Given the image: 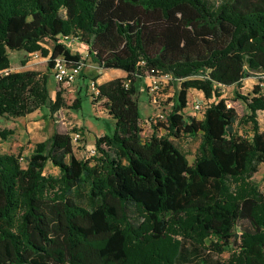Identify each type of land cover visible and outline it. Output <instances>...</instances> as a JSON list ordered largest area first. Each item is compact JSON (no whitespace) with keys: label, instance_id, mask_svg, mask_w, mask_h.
I'll return each mask as SVG.
<instances>
[{"label":"trees","instance_id":"16d2710c","mask_svg":"<svg viewBox=\"0 0 264 264\" xmlns=\"http://www.w3.org/2000/svg\"><path fill=\"white\" fill-rule=\"evenodd\" d=\"M64 38L101 70L126 74L95 86L115 128L86 160L58 132L24 167L0 151V264H210L186 243L231 248L215 264H264V195L252 181L264 164V95L260 85L236 94L247 110L239 117L218 91L264 73V0H0L1 120L64 107L61 90L48 94L54 60L82 62ZM9 51L49 57L46 73L10 72ZM167 74L180 83L176 103L142 139L136 84ZM190 90L212 100L200 120L183 116ZM182 137L200 140L192 164L175 143Z\"/></svg>","mask_w":264,"mask_h":264},{"label":"rangeland","instance_id":"374dc122","mask_svg":"<svg viewBox=\"0 0 264 264\" xmlns=\"http://www.w3.org/2000/svg\"><path fill=\"white\" fill-rule=\"evenodd\" d=\"M219 1V0H213ZM42 47L51 52L53 42L45 40L41 43ZM66 47L73 53L78 52L82 56L83 69L82 73L78 78L68 84L60 85L53 79L52 72L49 73L48 77V94L51 99L54 98L57 90L62 91V97L64 100V107L57 113L51 115L46 108L37 110L25 118L12 119L5 121L0 119V131L8 130L5 126L12 123L14 130L22 131L23 123L32 121L46 124L48 132L41 137H38L36 141L31 145L30 143L23 144L22 147L14 149L11 152L9 149L3 150L0 146V151L4 154L10 153L18 156L20 159L21 166H25V160L28 158L37 143L44 142L53 134L58 132L60 134H68L69 136L73 133H81L82 138L73 144V153L77 159L86 160L92 156L91 151L94 149V144L97 138L101 136H110L114 131V121L111 119L105 109H103L102 102H94V89L91 85L92 82L97 85L94 79L97 73L92 69H98V65L94 63L87 53L81 50L76 44L69 42L65 43ZM8 58L10 63V72H24V71H36L40 73H46L47 60L49 57L43 58L40 54L35 53L27 55L22 51H9ZM151 83V79L146 77L140 82H137V103L140 114V128L141 138L146 139L152 135L155 131V126H158L156 121V115L162 113L166 116L172 111L173 106L176 103V96L179 90V82L168 80L159 85L156 92L150 94L148 86ZM261 87V93L264 95V73H254L251 77L243 80L240 85L231 87H220L219 93L220 98L225 100L227 107L233 108L239 117L247 114L246 106L240 99L237 98L236 94L241 96H252V91L255 86ZM79 98L80 106L75 108V100ZM212 100L204 98L203 94L196 90H190L187 94V108L183 112V116H192L197 120H200L203 116L205 108L209 105ZM199 104L200 110L193 114L192 105ZM258 125L261 132H264V112H258L257 115ZM237 130L240 134H246L249 131L248 127L238 126ZM164 133L162 128L159 129L158 134ZM16 140V139H15ZM199 138L182 137L175 143L177 147L186 155L189 164H192L197 148L199 145ZM13 145V144H12ZM45 174L58 176L59 171L54 168L50 163H47L44 168ZM252 181L258 186L259 191L264 195V164H260L257 168V172L253 175ZM86 192L83 191L77 196L76 200L80 205L86 206L85 201ZM240 224V227H243ZM185 246L190 250H197V254L193 256L196 260L205 258L210 264L225 263L228 260L231 248H229L222 255H216L213 253L205 252L200 248H194L190 244L186 243Z\"/></svg>","mask_w":264,"mask_h":264},{"label":"built area","instance_id":"2783aa9c","mask_svg":"<svg viewBox=\"0 0 264 264\" xmlns=\"http://www.w3.org/2000/svg\"><path fill=\"white\" fill-rule=\"evenodd\" d=\"M61 42H63L64 44L66 42L71 43L69 40H67V38H64L61 40ZM73 44V43H71ZM82 69H83V63H77L74 65H67L65 63V61L62 58H56L54 60V66L51 70L52 75H53V79L56 83L60 84V85H68L72 82H74L78 76L81 75L82 73ZM151 79V83L148 86V91L150 92V94L156 92L159 88V85L163 82H168V80L172 81V78L170 75H162L160 77H148ZM93 89H94V96H97L98 92L96 91V84H94V82L91 83ZM192 109H193V114L195 115L196 111L200 110V105L199 104H193L192 105ZM156 121L157 123L155 124H166L167 123V117L163 116V114L160 112L156 115ZM82 138L81 133L76 132L73 133V135L70 136L71 142L72 144H77V142ZM92 155H94L95 151L94 149L91 151ZM22 160V159H20Z\"/></svg>","mask_w":264,"mask_h":264},{"label":"crops","instance_id":"0c3cea01","mask_svg":"<svg viewBox=\"0 0 264 264\" xmlns=\"http://www.w3.org/2000/svg\"><path fill=\"white\" fill-rule=\"evenodd\" d=\"M92 71L97 73L98 78L95 81L97 85H101L116 78H124L126 76V74L120 70L105 71V70H101L100 68L98 69L93 68ZM5 127L8 130L12 131V135L8 136L5 140H0V146L2 147L3 150L7 151V149H9L11 152L14 151L15 147L16 148L22 147L23 144L30 143L29 145L32 146V144L34 143V141L38 139V137H41L48 132V127L46 124L42 125L41 123L32 122V121L26 122V125L23 123L22 131L14 130L12 123H9ZM6 154H10V153H6Z\"/></svg>","mask_w":264,"mask_h":264}]
</instances>
